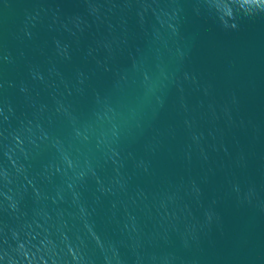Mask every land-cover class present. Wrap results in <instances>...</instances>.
Masks as SVG:
<instances>
[{"label":"water","instance_id":"obj_1","mask_svg":"<svg viewBox=\"0 0 264 264\" xmlns=\"http://www.w3.org/2000/svg\"><path fill=\"white\" fill-rule=\"evenodd\" d=\"M0 264H264V0H0Z\"/></svg>","mask_w":264,"mask_h":264}]
</instances>
